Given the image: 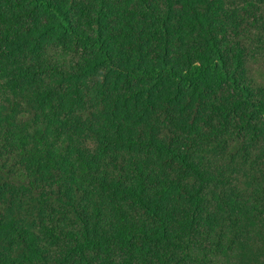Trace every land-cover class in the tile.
<instances>
[{"label":"trees","instance_id":"1","mask_svg":"<svg viewBox=\"0 0 264 264\" xmlns=\"http://www.w3.org/2000/svg\"><path fill=\"white\" fill-rule=\"evenodd\" d=\"M0 264H264V0H0Z\"/></svg>","mask_w":264,"mask_h":264}]
</instances>
